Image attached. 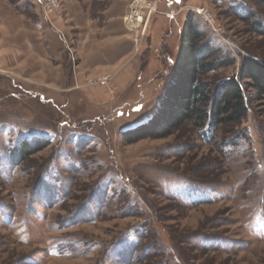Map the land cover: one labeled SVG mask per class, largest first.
<instances>
[{"label": "rangeland", "instance_id": "1", "mask_svg": "<svg viewBox=\"0 0 264 264\" xmlns=\"http://www.w3.org/2000/svg\"><path fill=\"white\" fill-rule=\"evenodd\" d=\"M45 1L0 0V27L23 15L45 34L55 26L69 46V66L61 52V69H50L44 54L40 73L6 68L0 56V264H264L263 107L209 138L190 121L166 138L123 137L159 110L190 14L222 66L204 76L212 90L238 74L245 56L264 61V0H158L144 36L123 18L135 79L121 90L112 70L76 81L78 40L55 19L72 10L83 24L95 20L86 26L98 32L91 51L111 34L112 5L133 0H59L52 14ZM105 75L108 86L99 85ZM100 89L92 101L87 92ZM46 140L14 161L23 141Z\"/></svg>", "mask_w": 264, "mask_h": 264}, {"label": "trees", "instance_id": "2", "mask_svg": "<svg viewBox=\"0 0 264 264\" xmlns=\"http://www.w3.org/2000/svg\"><path fill=\"white\" fill-rule=\"evenodd\" d=\"M210 41H202L193 15L185 21L179 54L160 103V108L147 122L123 131L124 139L134 143L142 138H166L171 130L185 121L199 127L203 138H209L220 126L237 124L256 107L264 108V61L247 55L238 74L216 90L204 76L222 67L218 64ZM46 141H23L14 155L18 164L29 154L47 146Z\"/></svg>", "mask_w": 264, "mask_h": 264}, {"label": "crops", "instance_id": "3", "mask_svg": "<svg viewBox=\"0 0 264 264\" xmlns=\"http://www.w3.org/2000/svg\"><path fill=\"white\" fill-rule=\"evenodd\" d=\"M36 1L37 0H31L34 5H36ZM115 2L116 0L114 3ZM114 5L115 10L113 9ZM114 5H112L111 8L113 11L111 10V14L108 15L107 18L108 23L105 25L108 28L107 32H111V34H109L107 38L98 41L100 44L97 46L95 45L91 51H89L90 43L94 41L95 38H98V34H95L98 32H95L93 29H90L91 32H89L86 26H90L95 20H88L85 17L83 24L82 20L78 21V18L72 15V10H68V17H63L62 20L60 18L55 19L57 25L63 26L62 29L69 35H72L69 37L71 41H73V39L74 41L78 40L79 47L77 50H79L80 63L78 68L79 71L76 72V81L79 84L82 83L85 77L98 74L105 70H112L117 74L115 85L118 90L124 89L135 79L134 67H132L129 62L130 54H135L134 40L132 36L120 31L122 26L119 24L124 18V15L128 12L129 5L127 3L124 7H116L117 4ZM14 17L13 19L6 18L3 21V25L0 27V56L6 68L16 69L17 67L27 68L31 66L33 71H38L40 73V60L43 61L45 59V57H43L45 56L44 54H50L49 59L52 60L49 65H51V63L53 64L50 69H61V60L59 58L61 52H64L65 62H67V66H69V59L66 56V53H68V45L65 47V45L62 46L60 44L61 38L55 30V26L46 30L45 34V29L41 31L42 27L34 20L25 18L23 15H20V17H16L15 15ZM43 20L45 21V19ZM165 25L164 23L160 26L161 38L159 40L162 41V43L166 41V39H163L166 33L162 30ZM72 29H74V31H72ZM41 34L42 38L40 36ZM151 44H153L152 37ZM69 73H71L69 70L67 73L65 70L62 73L64 85L69 81ZM38 80L39 78L37 79L39 83ZM58 80H60V76ZM48 82L49 83L46 84L48 90L54 89L53 85H55L56 82L50 80ZM87 94L92 101H97L100 100L98 99L100 95H104V91L100 89L97 94L95 91L87 92Z\"/></svg>", "mask_w": 264, "mask_h": 264}, {"label": "built area", "instance_id": "4", "mask_svg": "<svg viewBox=\"0 0 264 264\" xmlns=\"http://www.w3.org/2000/svg\"><path fill=\"white\" fill-rule=\"evenodd\" d=\"M158 0H133L129 11L124 16V23L130 31L142 30L141 36L145 35V31L148 27L151 16L157 12ZM61 6L59 0H47L45 1V12L47 13H58L60 12ZM196 13L202 14L203 17L210 23L212 14L210 10L205 7L196 8ZM110 77L102 76L98 81L103 86H108ZM92 81V80H91ZM94 84V83H93Z\"/></svg>", "mask_w": 264, "mask_h": 264}]
</instances>
